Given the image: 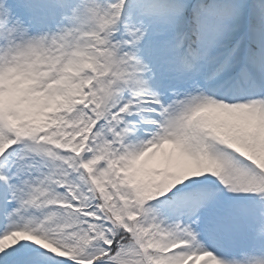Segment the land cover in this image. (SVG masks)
Segmentation results:
<instances>
[{
  "label": "snow or ice",
  "instance_id": "snow-or-ice-1",
  "mask_svg": "<svg viewBox=\"0 0 264 264\" xmlns=\"http://www.w3.org/2000/svg\"><path fill=\"white\" fill-rule=\"evenodd\" d=\"M0 264H264V0H0Z\"/></svg>",
  "mask_w": 264,
  "mask_h": 264
},
{
  "label": "rangeland",
  "instance_id": "rangeland-1",
  "mask_svg": "<svg viewBox=\"0 0 264 264\" xmlns=\"http://www.w3.org/2000/svg\"><path fill=\"white\" fill-rule=\"evenodd\" d=\"M156 160H160L161 159V156L160 154L158 153L157 156L155 157Z\"/></svg>",
  "mask_w": 264,
  "mask_h": 264
}]
</instances>
